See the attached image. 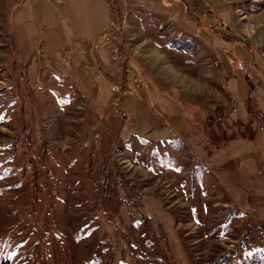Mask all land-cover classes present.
<instances>
[{
  "label": "rangeland",
  "instance_id": "obj_1",
  "mask_svg": "<svg viewBox=\"0 0 264 264\" xmlns=\"http://www.w3.org/2000/svg\"><path fill=\"white\" fill-rule=\"evenodd\" d=\"M172 1L0 0V264H264V0Z\"/></svg>",
  "mask_w": 264,
  "mask_h": 264
},
{
  "label": "crops",
  "instance_id": "obj_2",
  "mask_svg": "<svg viewBox=\"0 0 264 264\" xmlns=\"http://www.w3.org/2000/svg\"><path fill=\"white\" fill-rule=\"evenodd\" d=\"M185 5L183 4V3H179V2H174V1H172V0H160V2H159V4L158 5H154V7L152 8L153 9V14L154 15H161V17H163V18H166L167 20H174V22L176 23V24H178L179 25V23L182 25V22H180L179 21V16H180V14H182V12L183 13H185V14H187V9L184 7ZM188 15V14H187ZM190 19V18H189ZM191 20V19H190ZM185 28V27H184ZM183 28V29H184ZM248 73V72H247ZM246 73V74H247ZM249 74V73H248ZM249 82L250 81H244L243 82V84H244V86H245V91H246V89H247V87H248V89H249ZM252 82V81H251ZM250 82V83H251ZM262 82H263V85H264V81L262 80ZM247 84V85H246ZM228 92H231V94H233V92H232V89L230 90H227ZM247 92V94H248V91H246ZM249 96H251L250 94H248L247 95V97H249ZM139 98H140V100H141V102H143V105H141V107L139 108L140 110H141V113H143V114H145L148 118H149V116H150V111L148 110V107H149V105H153V103L150 101L149 103L148 102H146V100H147V98L145 97H143V96H139ZM144 98V99H143ZM249 98H252V100L255 98L254 96L252 97H249ZM256 99V98H255ZM140 100H138L139 102H140ZM135 101H134V98H130V99H127V101H126V103L128 104V105H132L133 103H134ZM141 102H140V104H141ZM136 103V102H135ZM138 104V103H137ZM135 105V104H134ZM145 109H147V113L145 112ZM134 116L135 117H137L135 114H134ZM151 116H153V115H151ZM142 117V116H141ZM137 120V119H136ZM150 120H151V118H150ZM152 121H153V119H152ZM264 147V146H263ZM257 158H258V160L257 159H255V158H252V162L253 163H248V165L247 166H250L251 167V165L254 167V170H252V173L254 174L255 172H256V169H257V167L259 166V164L261 163V164H263L264 163V150H262L261 151V148L259 149V154H257ZM246 166V162H242L241 163V161L240 162H238V172L242 175V174H244V170H243V168ZM248 169V168H247Z\"/></svg>",
  "mask_w": 264,
  "mask_h": 264
},
{
  "label": "built area",
  "instance_id": "obj_3",
  "mask_svg": "<svg viewBox=\"0 0 264 264\" xmlns=\"http://www.w3.org/2000/svg\"><path fill=\"white\" fill-rule=\"evenodd\" d=\"M115 90H116V87H113V88H112V91H115Z\"/></svg>",
  "mask_w": 264,
  "mask_h": 264
}]
</instances>
